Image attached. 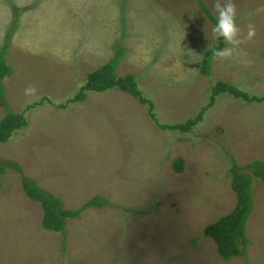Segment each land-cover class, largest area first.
<instances>
[{"label":"rangeland","instance_id":"1","mask_svg":"<svg viewBox=\"0 0 264 264\" xmlns=\"http://www.w3.org/2000/svg\"><path fill=\"white\" fill-rule=\"evenodd\" d=\"M199 1L0 0V50L19 13L0 120L9 108L28 121L0 143V158L19 164L66 208L96 195L113 204L70 220L65 236L48 231L40 204L9 169L0 178V264H264L258 178L247 256L225 261L204 235L237 204L233 166L251 174L252 162H264V103L222 94L189 133L157 125L195 117L218 82L264 96V0H232L239 43L223 45L231 52L214 57L208 77L201 65L218 37ZM201 1L215 16L217 0ZM119 47V76H136L157 122L148 106L118 89L69 103ZM28 86L35 92L26 96Z\"/></svg>","mask_w":264,"mask_h":264},{"label":"trees","instance_id":"2","mask_svg":"<svg viewBox=\"0 0 264 264\" xmlns=\"http://www.w3.org/2000/svg\"><path fill=\"white\" fill-rule=\"evenodd\" d=\"M202 12L215 25V16L210 12L203 1H199ZM19 13L15 14V20L11 29L6 34L5 42L0 50V102L6 101V89L4 80L10 78L14 69L9 64L7 56L9 53V45L13 35L14 27L17 23ZM236 21V19H235ZM222 38H218L213 47L205 54L201 65V73L204 76H210L215 50L222 49ZM125 56V48L119 47L116 55L106 64L92 71L87 77V82L80 89L78 94L69 100V103L82 102L86 99L88 92L103 93L112 89H118L122 92L132 95L142 105L149 107V114L157 122L154 113V103L145 97L139 88L135 75L119 76V66ZM227 94L237 100L246 103H264V96L250 95L248 92L239 89L227 82L216 83L211 90L209 103L201 109V111L193 118L188 119L185 123H177L172 125L157 124L162 130L180 131L189 133L204 119L205 114L214 107L217 97ZM65 106H61L64 108ZM33 108V107H32ZM28 121L25 112L16 113L6 108L5 117L0 120V143H7L13 134L26 128ZM9 169L15 170L19 175L25 194L32 201L40 204L43 209L42 226L44 229L66 235L68 223L70 220L81 218L82 214L91 208H105L113 206L112 202L103 195H96L88 200L84 205L77 209L66 208L61 197L41 187L39 182L26 176L23 169L17 163H5L0 158V178L5 176ZM175 169L181 172L183 169V161L178 160ZM251 174L242 172L237 165L232 168L233 181L232 188L236 194L237 204L233 211L216 222L208 225L204 230L205 237L211 238L217 245L218 253L225 261H231L239 257H246L250 245L247 236V224L254 210V180L253 177L260 179L264 183V162L254 161L250 165ZM132 211L131 209H126ZM136 214H148L149 212L133 211ZM66 241L63 242L65 247Z\"/></svg>","mask_w":264,"mask_h":264},{"label":"clouds","instance_id":"3","mask_svg":"<svg viewBox=\"0 0 264 264\" xmlns=\"http://www.w3.org/2000/svg\"><path fill=\"white\" fill-rule=\"evenodd\" d=\"M216 9L215 19L216 23L212 29L213 33L216 37L222 38L223 42L226 44H236L239 43L237 38L238 28L235 21L236 16V7L232 0H226V2L221 5L218 0L214 5ZM253 35V30L250 28L248 32V36L251 37ZM231 49L225 50L217 49L214 52L216 56H224L229 54ZM25 95L29 96L30 94L35 92V88L32 86H28L24 89Z\"/></svg>","mask_w":264,"mask_h":264}]
</instances>
